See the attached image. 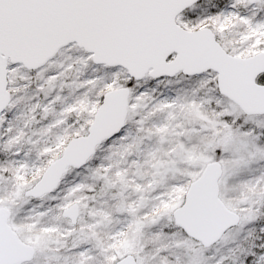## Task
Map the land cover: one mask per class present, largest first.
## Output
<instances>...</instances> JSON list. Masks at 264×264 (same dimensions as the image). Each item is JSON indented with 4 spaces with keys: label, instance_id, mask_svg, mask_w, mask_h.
Here are the masks:
<instances>
[{
    "label": "snow or ice",
    "instance_id": "snow-or-ice-1",
    "mask_svg": "<svg viewBox=\"0 0 264 264\" xmlns=\"http://www.w3.org/2000/svg\"><path fill=\"white\" fill-rule=\"evenodd\" d=\"M0 264H264V0H0Z\"/></svg>",
    "mask_w": 264,
    "mask_h": 264
}]
</instances>
